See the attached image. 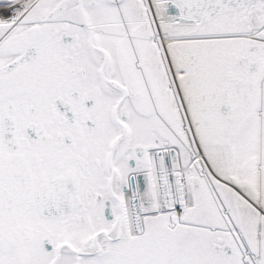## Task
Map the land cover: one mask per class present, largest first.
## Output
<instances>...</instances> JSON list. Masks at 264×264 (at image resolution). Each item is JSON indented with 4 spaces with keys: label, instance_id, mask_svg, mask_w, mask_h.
Wrapping results in <instances>:
<instances>
[{
    "label": "snow or ice",
    "instance_id": "6c2138e0",
    "mask_svg": "<svg viewBox=\"0 0 264 264\" xmlns=\"http://www.w3.org/2000/svg\"><path fill=\"white\" fill-rule=\"evenodd\" d=\"M0 264H264V0H0Z\"/></svg>",
    "mask_w": 264,
    "mask_h": 264
}]
</instances>
